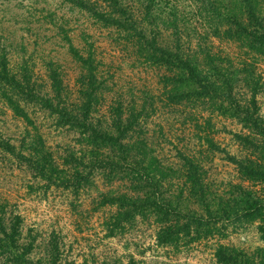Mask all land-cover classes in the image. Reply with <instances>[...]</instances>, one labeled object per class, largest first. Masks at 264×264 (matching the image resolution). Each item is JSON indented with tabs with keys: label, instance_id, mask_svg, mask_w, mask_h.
I'll return each mask as SVG.
<instances>
[{
	"label": "trees",
	"instance_id": "obj_1",
	"mask_svg": "<svg viewBox=\"0 0 264 264\" xmlns=\"http://www.w3.org/2000/svg\"><path fill=\"white\" fill-rule=\"evenodd\" d=\"M28 16L45 35L0 43V264H148L153 246L264 224V0H58ZM105 240L124 253L79 247Z\"/></svg>",
	"mask_w": 264,
	"mask_h": 264
},
{
	"label": "rangeland",
	"instance_id": "obj_2",
	"mask_svg": "<svg viewBox=\"0 0 264 264\" xmlns=\"http://www.w3.org/2000/svg\"><path fill=\"white\" fill-rule=\"evenodd\" d=\"M57 2L58 0H42V3L34 4L32 0H0V43L4 44L3 46L7 51L16 52L18 44H21L22 41L25 44L31 41V33L45 35L46 33L42 34V30L38 29V25L33 24L32 30H29L30 17L28 13L31 9L39 10L45 7V3L54 8ZM47 47V51L52 49V45H47ZM259 102L261 112L264 115V94ZM219 170H222V177H225V179L233 176L231 167H219ZM23 205L30 220L37 221L43 229H47V226L51 223L49 218L51 213L45 209L44 204L27 200L23 202ZM69 223V217H64L59 223L63 234H67L66 242L68 243L72 242V236L76 237ZM227 235L223 240H219L217 236H214L201 243L175 249L153 246L150 251L146 252L144 258L148 264H223L215 258L217 245H222L228 247V252L232 255L231 260L224 264H264V224H261L259 220L237 231L231 232V230H228ZM122 242L105 240L94 246L91 242L79 241V247L85 255L89 254L90 256L111 255V251L122 254L124 253L121 248ZM92 246L93 250L87 249V247ZM81 262V259L77 260V264H81Z\"/></svg>",
	"mask_w": 264,
	"mask_h": 264
}]
</instances>
